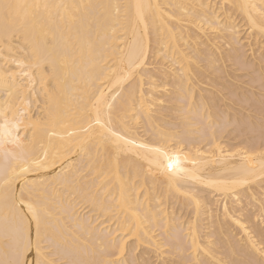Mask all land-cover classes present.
I'll list each match as a JSON object with an SVG mask.
<instances>
[{
	"label": "bare ground",
	"instance_id": "bare-ground-1",
	"mask_svg": "<svg viewBox=\"0 0 264 264\" xmlns=\"http://www.w3.org/2000/svg\"><path fill=\"white\" fill-rule=\"evenodd\" d=\"M47 2L111 7L82 11L78 13L82 18L79 22L69 19L52 23L38 33L42 52L50 62L44 66L43 79L38 77L28 86L32 89L29 116L41 115L46 92L51 91L54 82L52 77L57 76L66 81L61 105L70 114L82 108L92 93L103 92L105 98L115 96L110 102L128 133L127 139L133 141L125 145L130 151L117 155L114 147L100 138L98 129L84 133L77 125V135L72 137L67 135L73 130L71 127L51 129L56 136L38 133L35 150L41 151L42 142L49 151V161L55 162L46 171L56 172L63 166L68 177L58 185L61 192L58 215L59 222L68 228L70 246L81 252L82 259L107 261L111 259L109 252L114 250L107 246L108 241L121 238L119 242L127 253L130 248L135 249L133 242L142 230L149 235L157 233L170 245L169 232L174 234L180 224L185 225V231L187 225H192L201 246L218 240L221 249L218 259L238 258L240 245L237 243L233 248L230 241L241 234L240 225L264 226V221L257 220L255 211L250 217L235 212L248 206L249 197L258 199L261 191L264 145L258 128L251 139L250 134H241V128L250 120V114L256 116L258 125L264 109V32L260 31L264 0ZM136 3L159 5L151 10L146 22L150 29L161 24L165 39L156 44L154 34L146 35L145 40L150 41L148 67L140 75L124 79L121 72L127 71L129 62L137 55L143 24L137 21L134 7L123 6ZM117 5L121 6L119 11ZM101 12H106L108 20L102 25L90 23L91 17ZM193 18L196 24L180 23ZM204 20L215 21L213 27L219 30L212 33L214 39L204 31L207 24L204 28L199 26ZM4 27L5 21L0 16V37ZM168 29H171L170 40ZM233 29L238 30L237 40L232 39ZM205 112L231 122L216 132L217 143L223 144L224 151L205 148L213 134L208 122L202 119ZM26 134L31 137L30 132L20 131L21 137ZM163 134H168L169 143L180 141L179 147L184 149L189 161L186 165L189 174L169 180L149 164L151 156L146 148L156 147ZM228 137L231 138L223 143ZM248 169L255 173L249 176L250 183L235 189L236 195L244 197L242 200L237 201L236 195L221 192L208 183L211 178L222 188H231L232 180ZM120 186L130 211L116 210L115 201L108 195ZM193 197L200 202L199 208ZM4 211L0 202V223ZM140 252L141 258H158L155 250L146 246ZM35 258V251L29 253V264ZM159 258L178 261L181 253L171 246H162Z\"/></svg>",
	"mask_w": 264,
	"mask_h": 264
},
{
	"label": "snow or ice",
	"instance_id": "snow-or-ice-1",
	"mask_svg": "<svg viewBox=\"0 0 264 264\" xmlns=\"http://www.w3.org/2000/svg\"><path fill=\"white\" fill-rule=\"evenodd\" d=\"M110 5H77L64 3H49L47 0H33L31 3H18L12 0H0V16L5 21L2 37H0V202L3 203L5 211L3 221L0 223V264H29V253L35 251L36 258L33 264H264V226H247L241 224V234L230 242L238 249V258L218 259L217 254L221 251L218 247V240H210L207 243H197V237L192 230V225L178 224L175 233L169 232L170 245L161 239L157 233L149 235L148 232L140 231L133 242L135 249L130 248L125 253L120 239L107 242V246L114 249L109 252L111 259L107 261L86 260L81 258V252L70 246L68 228L59 222V210L61 203V192L58 185H62L68 179L64 175L65 169L62 166L56 172H48L46 169L54 167V161H49V151L44 149L41 142L38 153L35 150V141L39 132L48 133L49 136H56L57 133L51 129L57 126L69 128L67 135L76 136V126L79 131L87 133L93 129H98L100 138L109 142L119 155L121 152L130 151L125 145L133 144L127 139L128 133L122 127L114 104L115 96L104 97V93L99 95L92 93L84 102L83 107L73 113H69L61 105V96L66 81L53 76L51 91L46 92L45 108L41 109V115L35 118L29 116L31 92L28 86L38 77L43 79L45 65L50 61L43 54L38 33L52 23H60L65 20L79 22L82 18L80 12H88L89 9H108ZM121 6L117 5V11ZM123 7L135 8L137 21L143 24L137 42V55L130 61L127 71L122 70L121 76L126 79L140 75L148 67L150 41L145 40V36L150 32L154 34L156 44H160L165 37L162 35L161 24L151 26L146 22L153 8L159 5L136 3L124 5ZM127 16V14H126ZM108 20L106 12L91 17L90 23L102 25ZM196 24L195 18L180 23ZM255 24V21H251ZM207 36H212L218 31L213 27L214 20H204L199 24L204 28ZM175 27V25H174ZM211 29V31H209ZM237 31L233 29L232 39L237 40ZM260 31L264 32V20L261 21ZM169 40L171 39V29H168ZM232 48V44H229ZM241 128V134H250L253 138L257 128L262 145H264V109H262L257 125L254 114H250ZM207 121L208 128L213 134L209 136L205 143V148H215L224 151L223 144L217 143V130H222L230 125V121H223L220 115L213 118L205 112L202 117ZM86 125V127L84 126ZM30 132L20 136V131ZM225 138L223 143H227ZM180 141L173 140L169 143L168 134H163L156 147L146 148L150 154V165H154L161 175H166L169 180L180 175H187L186 165L189 163L184 149L179 147ZM234 146V145H232ZM70 151V150H69ZM194 163V161H192ZM29 173L38 175L30 176ZM255 173L248 169L243 175L232 180L231 188H222L219 183L209 178L208 183L221 192L236 195L235 189L250 183L249 176ZM261 191L259 198L249 197L247 207L236 209L235 212L250 215L255 211L257 220L264 221V164L260 169ZM43 177V178H41ZM197 179H199L197 177ZM115 201L114 207L118 211H130L126 194L120 186L115 193H108ZM244 199L243 196L236 195V200ZM195 201V197H193ZM199 201L195 205L199 208ZM225 214L228 208L225 206ZM55 214V221H54ZM135 214V213H134ZM239 218L236 223L239 224ZM150 231V230H149ZM203 233V229H201ZM153 237L156 239L154 240ZM159 240V243L156 241ZM102 243H104L102 241ZM126 243V241H125ZM154 249V254L158 257L155 260L141 258L143 253L140 248ZM171 246L181 253V259L164 260L159 258L161 249ZM140 252V255L136 253Z\"/></svg>",
	"mask_w": 264,
	"mask_h": 264
}]
</instances>
